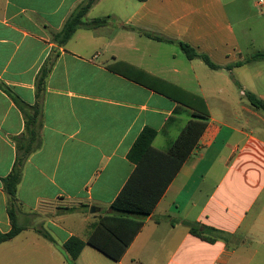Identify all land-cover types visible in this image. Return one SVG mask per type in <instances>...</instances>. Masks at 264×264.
Listing matches in <instances>:
<instances>
[{
    "label": "crops",
    "instance_id": "obj_1",
    "mask_svg": "<svg viewBox=\"0 0 264 264\" xmlns=\"http://www.w3.org/2000/svg\"><path fill=\"white\" fill-rule=\"evenodd\" d=\"M83 1L0 0V233L12 230L3 179L16 161L14 140L25 132L15 100L37 103L38 79L51 61L42 94V146L27 160L17 190L19 223L59 201L73 204L85 224L93 206L99 217L109 213L135 170L128 156L141 133L157 131L153 146L166 151L191 114L203 113V104L181 89L204 100L207 129L126 254L113 262L264 264V116L247 106L241 118L233 88L237 73L254 63L226 69L245 58L237 24L254 13L252 3L264 10V0H99L88 18L112 16L111 26L78 30L65 46L57 45L53 33ZM179 43L220 69L188 59ZM215 93L219 101L211 103ZM183 222L228 236L211 243ZM47 223L64 233L54 239L61 247L72 236L86 241L90 231L78 236L58 221ZM23 226L0 245V263H67L52 242ZM89 248L77 262L96 264Z\"/></svg>",
    "mask_w": 264,
    "mask_h": 264
},
{
    "label": "trees",
    "instance_id": "obj_2",
    "mask_svg": "<svg viewBox=\"0 0 264 264\" xmlns=\"http://www.w3.org/2000/svg\"><path fill=\"white\" fill-rule=\"evenodd\" d=\"M137 1L145 2L146 0ZM98 2L99 0H84L79 4L66 20L62 30L53 33V41L59 46H65L78 30H95L111 26L114 21L112 16L88 18L89 12ZM144 35L158 41H167L158 35L148 33H144ZM179 44L188 59H200L209 68L213 70L220 69L207 55L198 53L188 44ZM260 61H264V52L262 51L253 53L243 60L228 66L226 69L230 70ZM52 66L53 63L48 61L41 70L38 79V101L33 107L26 106L15 100L25 116V132L14 140L17 148L16 161L11 174L3 179L4 191L9 197L8 213L12 230L6 234L0 233V245L11 241L26 230V227L20 225L18 221L17 190L22 182L23 169L27 160L42 146V94L46 78ZM180 91L202 103L203 113L194 112L191 114V120L166 151L158 150L153 146L157 131L146 128L141 133L128 156L129 160L136 166L134 172L118 197L111 204L109 208L111 212L106 213L104 211L98 221L90 226L87 240L84 241L77 236H72L61 247L48 233L39 232L64 254L68 264H77L78 258L87 245L96 249L107 258L119 262L143 229L145 220L155 212L167 189L192 155L207 129L209 111L202 98L181 89ZM246 97L252 106L264 112L263 100L253 93H247ZM176 100L178 103L186 105V102L182 99ZM183 224L189 228L192 235L211 243L215 242L216 239H226L228 236V234L197 223L183 222Z\"/></svg>",
    "mask_w": 264,
    "mask_h": 264
},
{
    "label": "rangeland",
    "instance_id": "obj_3",
    "mask_svg": "<svg viewBox=\"0 0 264 264\" xmlns=\"http://www.w3.org/2000/svg\"><path fill=\"white\" fill-rule=\"evenodd\" d=\"M259 0H255L257 2ZM255 3L251 4L252 13L251 16L246 15L242 18V21L239 22L236 26V32L238 34L241 46L245 51V57H248L256 52H264V10L261 8H255ZM248 38L252 39V43H248ZM237 85L234 83V90L239 95V104L238 107L241 110V118H244L246 115L245 108L247 106H252L247 98L244 97L243 91L248 93L255 94L259 99L264 100V62H256L251 67H246L240 70L237 75ZM220 83H214V87L217 88L219 92ZM215 99L211 100L212 102H218V95L215 93ZM255 108L254 106H252ZM215 108V107H214ZM258 112L261 116H264V112L258 109ZM235 121V120H234ZM239 123H242L239 120ZM175 133V130L172 134ZM91 213V210L89 211ZM89 218L87 224L84 223L82 215L79 212L75 211L73 204L67 202H56L54 204H49L43 206L39 211L34 214H28L27 221H24L25 225L33 227L37 233L44 232L48 233L53 239L58 241L60 239L59 235H64V233H59L54 230L53 227L48 225V220L58 221V225L64 228L66 231H71L75 234L77 231L78 236H82L90 228L89 223L93 219L99 218L98 215L93 214L91 216L86 215ZM20 222V225H24ZM89 225V226H88ZM28 236H32V232L28 231L25 233ZM90 253L94 252L97 254V258L93 260L96 264H115L113 260L107 258L105 255L99 253L98 251L89 248ZM11 260H5L0 264H9ZM86 260H79L77 264H85ZM67 264V263H65Z\"/></svg>",
    "mask_w": 264,
    "mask_h": 264
},
{
    "label": "water",
    "instance_id": "obj_4",
    "mask_svg": "<svg viewBox=\"0 0 264 264\" xmlns=\"http://www.w3.org/2000/svg\"><path fill=\"white\" fill-rule=\"evenodd\" d=\"M91 213L92 214H96V213H99L101 210L99 209V208H97L96 206H93V207H91ZM109 213H110V211H109Z\"/></svg>",
    "mask_w": 264,
    "mask_h": 264
}]
</instances>
